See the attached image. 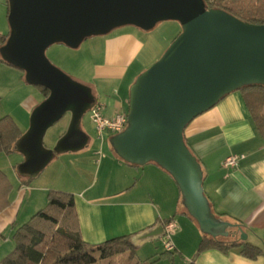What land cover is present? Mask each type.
<instances>
[{"label": "water", "instance_id": "water-1", "mask_svg": "<svg viewBox=\"0 0 264 264\" xmlns=\"http://www.w3.org/2000/svg\"><path fill=\"white\" fill-rule=\"evenodd\" d=\"M9 37L0 56L25 74L26 83L49 90L31 114L16 145L25 161L21 174L35 177L55 155L83 148V116L97 103L92 89L55 67L46 51L55 44L77 49L89 37L134 26L145 31L176 21L182 31L163 56L130 88L126 129L110 138L124 162L155 163L177 183L182 204L213 238L235 228L218 220L203 189L204 174L188 148L184 131L198 116L243 87L264 85V25H254L204 0H7ZM67 113L72 119L55 148L44 146L49 128ZM165 235L162 224L132 238L136 245Z\"/></svg>", "mask_w": 264, "mask_h": 264}, {"label": "crops", "instance_id": "crops-1", "mask_svg": "<svg viewBox=\"0 0 264 264\" xmlns=\"http://www.w3.org/2000/svg\"><path fill=\"white\" fill-rule=\"evenodd\" d=\"M7 21V1L0 0L2 35L10 33ZM177 31L179 34L182 30L177 28ZM116 38L104 49L103 63L94 67L90 82L96 104L108 118L119 112L128 113L132 82L127 84V78L146 48L144 41L131 30ZM45 99L42 91L38 98H30L26 115L31 117ZM85 115L80 129L89 139L83 148L59 153L35 177L23 174L19 177L14 172L17 186L7 175L13 190L9 206L0 212V261L14 250L15 231L28 222L35 210L44 206L48 191L61 190L74 195L81 236L90 245L122 236L135 237L173 221L176 224L172 236L176 252L173 264H264V140L241 91L227 95L195 118L185 129L184 138L201 164L203 189L213 215L220 221L241 225L245 241L263 251L257 259L244 257L241 249L228 253L209 249L198 254L204 233L183 206L180 189L172 176L155 163L133 166L124 162L107 144L112 137L109 134L104 141L97 135L100 144H95L90 135L94 128L92 118L86 121ZM29 126L30 122L23 134ZM66 133L65 126L52 134L49 149L55 148ZM16 154L15 166L19 167L25 158L20 152ZM231 156L243 158L236 168H224L223 162ZM32 180L36 186H32ZM27 199L30 206L22 212ZM224 232L227 235L218 236V240H241L237 227ZM159 239L137 245V254L147 245L156 249L161 246L162 250L155 251L157 259L165 252L163 237ZM154 264L171 263L161 260Z\"/></svg>", "mask_w": 264, "mask_h": 264}, {"label": "trees", "instance_id": "trees-1", "mask_svg": "<svg viewBox=\"0 0 264 264\" xmlns=\"http://www.w3.org/2000/svg\"><path fill=\"white\" fill-rule=\"evenodd\" d=\"M204 2L207 9L224 10L244 22L264 25V0H204ZM8 37L9 34H0V47L6 43ZM0 61L19 70L4 61L1 56ZM38 88L45 98L49 96V90L44 87ZM239 91L242 92L245 104L264 140V85L246 86ZM22 136L23 132L12 118L7 116L0 119V154L16 153V145ZM12 190L8 176L0 169V212L9 206ZM132 237L131 235L117 237L98 245L84 242L74 195L50 190L47 194L46 207L15 231L13 236L15 248L0 261V264H99L101 262L121 264L124 260L129 264H145L138 261L137 245L132 241ZM209 249H217L223 253H228L232 249H241V254L248 259H257L263 254L261 248L249 242L239 239L222 241L204 234L197 253ZM175 254V251H165L156 261L169 260L173 264Z\"/></svg>", "mask_w": 264, "mask_h": 264}, {"label": "rangeland", "instance_id": "rangeland-1", "mask_svg": "<svg viewBox=\"0 0 264 264\" xmlns=\"http://www.w3.org/2000/svg\"><path fill=\"white\" fill-rule=\"evenodd\" d=\"M7 27L10 31L8 21ZM177 28L179 29V31L182 30L181 24L176 21L161 22L150 31H145L134 26L126 28L121 27L120 29H115L106 35L89 37L77 49H71L63 44L52 45L47 49L46 56L55 67L63 71L69 77L91 88L93 87L90 85V82L93 81L92 74L94 71V67L98 64L103 63L104 57L102 58V56L105 51L104 49H106L108 43L113 42L115 39H117L116 37L121 36V34L127 32V30H131L138 34V37L142 39L146 45L145 50L140 55L138 62H136L132 67L131 72L129 73V76L127 78V84L132 82L133 85L136 79L144 71L149 69L163 56L166 50L179 36L180 33L177 34ZM132 85L130 86V88L132 87ZM40 92V88L28 85L26 83L24 72L10 67L9 65L0 61V119L7 116L12 118L21 129V131H23V129H25V126L30 122V116L28 117L26 115L28 107L27 103H29L28 101L32 97L38 98ZM91 116V112L88 111L85 115V120L87 121L91 118ZM71 119V113H67L59 122H57L47 131L44 140V145L46 148H51L50 138L52 134L58 132L59 129H62L65 126L66 130H68ZM90 135L93 139L92 141L95 142V144H100V141L96 140L97 134L95 126ZM109 140L107 141L108 145H110ZM57 155L58 153L55 156ZM16 156H18L16 153L11 155L0 154V169L6 175L10 176L15 185L17 184V181L13 177L14 172L15 174L17 173L19 177L21 176L19 167L15 166L17 163L15 160ZM33 182L34 180L31 181V183ZM36 185L37 184L35 183L32 184V186ZM46 205L47 201L44 206H40L37 210H35V212H33L30 217H32L38 211L44 209ZM29 206L30 203L27 199L22 212H24ZM156 240L158 241L160 239L158 238ZM154 242L156 241L154 240ZM157 249L158 251L162 250L161 246H159V248ZM157 249L152 245H147L142 253L137 254L138 261H141L145 264L159 262L155 259V251ZM99 264L107 263L101 262ZM121 264L129 263L124 260Z\"/></svg>", "mask_w": 264, "mask_h": 264}, {"label": "built area", "instance_id": "built-area-1", "mask_svg": "<svg viewBox=\"0 0 264 264\" xmlns=\"http://www.w3.org/2000/svg\"><path fill=\"white\" fill-rule=\"evenodd\" d=\"M90 111L96 133L101 141H104L106 134L114 136L123 132L127 127V113L119 112L113 117L108 118L103 115L101 107L97 104ZM242 158L243 156H231L223 162V167L234 169L239 165V161ZM163 225L165 229V235L163 236L164 249L167 252H173L175 251V246L172 241V236L176 229V224L173 221H168Z\"/></svg>", "mask_w": 264, "mask_h": 264}]
</instances>
